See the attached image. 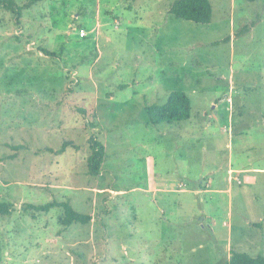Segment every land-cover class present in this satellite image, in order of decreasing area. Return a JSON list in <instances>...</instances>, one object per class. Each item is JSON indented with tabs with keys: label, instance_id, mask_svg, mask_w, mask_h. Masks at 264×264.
<instances>
[{
	"label": "rangeland",
	"instance_id": "374dc122",
	"mask_svg": "<svg viewBox=\"0 0 264 264\" xmlns=\"http://www.w3.org/2000/svg\"><path fill=\"white\" fill-rule=\"evenodd\" d=\"M12 1L18 16L0 7V264L264 255V0H209L208 24L174 17V0ZM174 90L189 118L152 124L145 106ZM90 136L105 149L97 175ZM229 163L245 170L229 171L232 191H205L229 185ZM53 200L91 219L26 208Z\"/></svg>",
	"mask_w": 264,
	"mask_h": 264
},
{
	"label": "trees",
	"instance_id": "16d2710c",
	"mask_svg": "<svg viewBox=\"0 0 264 264\" xmlns=\"http://www.w3.org/2000/svg\"><path fill=\"white\" fill-rule=\"evenodd\" d=\"M36 0H28L22 6H28ZM254 1V0H248ZM0 7L11 9L15 11L16 15L20 14L22 7L18 6L12 0H0ZM211 4L209 0H174L170 5L168 12L174 17L192 21L198 24H208L211 20ZM247 28H244L246 31ZM46 54L48 51L43 50ZM191 103L189 97L180 90L170 92L166 101L159 104H152L145 106V111L148 115L149 121L152 124L160 122L172 123L181 120H186L190 116ZM72 144L70 141H63L61 149ZM88 147L90 154L87 158L88 172L92 175H97L100 172L101 164L105 156V149L103 144L97 140L95 136L88 138ZM52 207H61L63 215L61 223L63 225H70L72 223H87L91 217L88 214H82L75 211L68 201H50L45 204L33 205L26 204V208L34 211L47 212ZM10 205L6 202H0V215L7 214L10 211ZM229 264H264V255L257 254L252 256L246 252L231 251Z\"/></svg>",
	"mask_w": 264,
	"mask_h": 264
},
{
	"label": "crops",
	"instance_id": "0c3cea01",
	"mask_svg": "<svg viewBox=\"0 0 264 264\" xmlns=\"http://www.w3.org/2000/svg\"><path fill=\"white\" fill-rule=\"evenodd\" d=\"M238 124H237V126H239V127H241V129L242 130H238V132L237 133H239V134H243V133H246L247 131L245 130V127H248V123L244 120V119H242V117L240 116V119H239V121L237 122ZM232 125V124H231ZM244 127V128H243ZM263 170V169H262ZM229 171H234V172H236V173H242V172H244L245 170L244 169H238L237 167H235V168H233V166H232V163H229L228 164V167H227V174H228V178H227V181L229 182V185L228 186H226L225 188H218V189H210V188H208V189H206L205 191H214V192H227V193H230L231 191H232V188H231V186H230V174H229ZM209 185V184H208ZM198 192H200V190H196L195 191V193H198ZM256 224H258V223H256Z\"/></svg>",
	"mask_w": 264,
	"mask_h": 264
},
{
	"label": "built area",
	"instance_id": "2783aa9c",
	"mask_svg": "<svg viewBox=\"0 0 264 264\" xmlns=\"http://www.w3.org/2000/svg\"><path fill=\"white\" fill-rule=\"evenodd\" d=\"M80 34H81V35H83V34H84V32H81Z\"/></svg>",
	"mask_w": 264,
	"mask_h": 264
}]
</instances>
